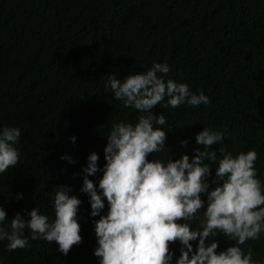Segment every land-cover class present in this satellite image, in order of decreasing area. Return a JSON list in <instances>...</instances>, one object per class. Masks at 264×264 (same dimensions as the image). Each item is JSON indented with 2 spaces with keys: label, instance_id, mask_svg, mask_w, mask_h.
Returning <instances> with one entry per match:
<instances>
[{
  "label": "trees",
  "instance_id": "1",
  "mask_svg": "<svg viewBox=\"0 0 264 264\" xmlns=\"http://www.w3.org/2000/svg\"><path fill=\"white\" fill-rule=\"evenodd\" d=\"M153 62L168 63L165 80L187 83L193 93L203 90L210 98L208 105L195 108L153 110L165 114L168 132L166 148L154 157L165 159L172 151L173 159L185 153L191 158L192 150L202 147L195 135L211 127L226 133L214 149L233 155L257 151L255 166L264 182V0H0V125L16 124L26 133L18 164L0 174V206L8 219L17 212L27 219L25 210L34 207L54 217L48 204L53 185L77 190L69 176L86 165L60 159L68 154L80 160L81 150L68 139L77 115L101 106L107 111L97 138L113 123L137 122L141 113L112 99L104 85L108 74L123 78ZM184 139L189 143L182 147ZM54 159L66 167L60 177L52 170ZM212 167L214 176L216 164ZM17 193L23 199L17 200ZM90 211L82 199V241L66 256L55 242L29 240V249L9 252L7 241H0V264H98L93 220L99 217H90ZM9 224L6 220L7 230ZM216 239L217 251L234 243L222 234ZM179 247L170 245L174 259ZM241 247L264 264V234Z\"/></svg>",
  "mask_w": 264,
  "mask_h": 264
},
{
  "label": "clouds",
  "instance_id": "2",
  "mask_svg": "<svg viewBox=\"0 0 264 264\" xmlns=\"http://www.w3.org/2000/svg\"><path fill=\"white\" fill-rule=\"evenodd\" d=\"M169 72L167 62H153L146 71L123 78L108 74L105 91L124 108L141 113L138 121L113 123L97 138V126L102 129L107 111L102 106L90 108L92 113L81 111L68 138L81 150L80 160L68 154L60 157L69 164H86L80 173L75 170L69 176L78 184L77 190L67 184L53 185L54 196L48 203L54 212L51 218L34 207L25 210L27 219L20 212L8 219L0 206V241H7L5 251L27 250L29 240H43L55 242L66 256L82 241L78 211L85 199L89 216L99 217L93 220V255L98 264H259L251 249L245 252L241 247L264 234V182L255 166L257 151L233 155L223 147L214 149L226 133L203 127L195 135V143L202 147L194 148L191 158L185 153L173 159L176 154L170 149L172 155L165 159L153 155L166 148L168 135L163 128L165 114L153 112L157 106L195 108L210 103L203 90L193 93L187 83L165 80ZM25 134L16 124L0 125V174L18 164ZM47 141L51 144L52 139ZM188 143V139L180 141L182 147ZM51 165L58 177L65 173L66 167L55 159ZM98 172V180L90 179ZM16 199H23V193H17ZM6 220L10 230L5 228ZM195 222L198 227H193ZM25 229L30 235H25ZM218 234L234 243L217 251ZM176 242L180 247L174 259L170 245Z\"/></svg>",
  "mask_w": 264,
  "mask_h": 264
}]
</instances>
